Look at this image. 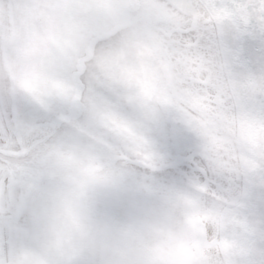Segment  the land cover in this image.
<instances>
[{
    "label": "rangeland",
    "instance_id": "1",
    "mask_svg": "<svg viewBox=\"0 0 264 264\" xmlns=\"http://www.w3.org/2000/svg\"><path fill=\"white\" fill-rule=\"evenodd\" d=\"M140 12L149 20H139L93 46L99 36L126 23L127 11L116 0H0V99L44 108L55 122L74 114L60 123L61 135L38 158L39 172L53 182L28 186L0 165V246L6 245L0 259L6 264H50L55 247L61 248L55 244L73 242L81 230L88 231L89 241L100 237L99 255L103 250L105 264H135L124 259L123 241L128 232L138 241L151 196L173 198L182 211L189 208V214L194 207L208 224H215L225 203L233 200L218 197L205 205L186 191L174 195L141 190L114 166L117 158L130 152L150 158L144 151L150 144L144 123L132 124L131 109L113 107L139 102V94L129 91L141 83L152 91L146 95L149 100L167 103L159 111L165 125L181 122L220 168L242 174L234 130L222 120L230 106L224 102L227 86L224 81L213 83L209 75V64L221 68L220 56L210 57L198 47L197 36L207 29L165 0H146ZM84 22L92 30L88 37H78L75 27ZM157 49L164 52L162 60ZM90 52L92 59L83 62ZM159 60L166 62L186 92L181 99L171 91L165 70L157 71ZM148 63L152 64L148 70L139 68ZM97 185L112 186L118 197L110 198L86 221V198ZM177 253L184 264L197 260L181 250L151 249L164 264H175ZM89 254L98 257V246ZM143 255L134 254L136 264H142ZM206 261L220 264L214 257Z\"/></svg>",
    "mask_w": 264,
    "mask_h": 264
},
{
    "label": "snow or ice",
    "instance_id": "2",
    "mask_svg": "<svg viewBox=\"0 0 264 264\" xmlns=\"http://www.w3.org/2000/svg\"><path fill=\"white\" fill-rule=\"evenodd\" d=\"M215 15L211 26L197 36L198 47L210 57L222 55L224 64H209L213 83L235 81L243 86L238 103L264 117V0H194ZM175 112V109L173 110ZM62 133L52 112L10 99H0V165L28 186L53 182L39 172V155ZM144 148L149 159L128 153L114 161L133 186L154 192L196 194L208 205L219 198L232 199L248 187V204L238 208L236 225L244 251L239 264H264V166L250 177L220 168L202 150L198 137L179 121H167L163 135ZM203 185L204 190L200 187ZM213 193L216 195L214 196ZM117 217L118 213L113 212ZM0 264L6 261L0 259ZM67 264H96L86 251Z\"/></svg>",
    "mask_w": 264,
    "mask_h": 264
},
{
    "label": "flooded vegetation",
    "instance_id": "3",
    "mask_svg": "<svg viewBox=\"0 0 264 264\" xmlns=\"http://www.w3.org/2000/svg\"><path fill=\"white\" fill-rule=\"evenodd\" d=\"M116 1L118 4L123 5L124 9L127 11V13L124 15L125 16L124 18L127 21L125 24H120L118 26L115 25L113 29L120 26L121 27L112 35H116L122 29H125L129 25H133L135 22L139 20H147V21L149 20V17H147L146 14L140 12L142 7L146 4V0H140L141 2L140 8L135 12L130 11L125 6L123 0H116ZM135 14H138V16L132 18L131 16ZM84 15L88 16L89 13L88 12L84 13ZM95 21H99L98 25L100 26L102 25L100 16H97L95 18ZM149 25L154 27L156 30H163V28L158 27L151 22H149ZM91 28L92 27L90 23L86 24L84 22L80 26L75 27V31L77 32L78 37L84 38V36L88 37V34L92 30ZM109 37H105L104 39ZM157 50L159 52V59L162 60L163 58H165L163 50L162 49H157ZM160 60L158 62L160 70L158 68V64L157 66L155 65L158 68L157 71L162 72L165 70L166 76L168 78V82L170 84V77L167 69V64L166 62ZM148 66H152V64L148 63L146 64V67L142 66L139 68H145V69L147 68L148 70L150 68ZM171 79L173 80V78ZM122 89L127 90L126 88H122ZM162 89L163 88L161 87V92ZM170 89L172 92H174L172 86H170ZM82 90H83L82 88L77 87L76 93L80 94V92L82 93ZM129 92L133 95L139 94L140 101L135 103H127V104L116 103L113 105V107L115 108V106H117L118 109L120 110H124L128 108L131 109L133 112L130 113L129 116L132 121V124L135 125V124H139L140 122L144 123V126H146L148 129V132L145 135L146 141L150 142L149 145H152L151 142L155 138L153 133L155 132L157 135L158 133L163 134L165 131L164 129L165 120L162 118V115L159 113V111H161V108L165 107L167 103L157 102L155 98L149 100L146 97V95L152 93V91L149 90L146 84L135 83V87H132V90H130ZM180 93L185 94L186 92L180 89ZM103 107L104 110L110 109V106L106 107L105 105H103ZM148 203H149V206H147L148 210L146 211L145 214L142 215V218H144L147 222L146 226L141 231V235H142L141 237L143 241L142 244L143 249H141V251L146 252L144 257V261H145L144 264H164V262H160L159 258L155 254H149L147 252L150 249L156 250L160 253L167 252V250L173 252L181 250L183 254L195 256L197 257L196 259L198 258L200 259L201 257L191 237L189 222L194 216H201L204 219V215H203L204 213L198 211V209L194 207L192 208L193 212L190 214H189L190 209L187 207L184 208V211H182L180 206H178L175 203V199L173 198L162 199L160 197L151 196V198L148 199ZM77 233H78V237L74 238L73 242L68 243L65 240L64 244H62V249H56V248L54 249L55 255L52 256L53 259L50 262V264H67L69 259H71L74 255L80 253L81 251H86L88 253L89 252L95 253L97 246H98V257H94L93 259L96 261V264H105L104 263L105 254H103L104 251L102 250V252L100 253L101 256L99 255V251H101L99 249L100 248L99 243L101 242L100 237H95L96 238L95 240L89 241L88 238H86L85 236L86 233H88V231L84 232V230H81V231H77ZM213 257H205V258L212 259ZM101 259L102 262H100ZM157 259L159 260V262L157 261Z\"/></svg>",
    "mask_w": 264,
    "mask_h": 264
},
{
    "label": "water",
    "instance_id": "4",
    "mask_svg": "<svg viewBox=\"0 0 264 264\" xmlns=\"http://www.w3.org/2000/svg\"><path fill=\"white\" fill-rule=\"evenodd\" d=\"M124 1L126 5L132 10L136 9L139 4L138 0ZM170 2L174 3V6H178L181 11L187 6L188 10L192 12V15L194 16L193 7L192 5H188L187 0H170ZM204 5L206 6V4ZM209 12L215 19V15L210 10ZM223 64L224 61L222 66ZM230 85L233 96H239L243 92V86L239 85L235 81H230ZM236 104L238 109L240 149L244 166V175L245 177H250L253 176L262 166H264V117H261L260 115L252 112L242 105H239L238 103ZM71 116L72 115L69 117ZM241 193L235 196L233 200H229L228 203H225V206L227 204H235L240 198ZM248 195L249 189L248 187H244V194L240 203L232 208L227 207L224 210L221 217V222H219V229L215 234H211V236H204L205 227L197 216L191 224L192 234L196 245L198 246L199 244H203L204 246L214 244L219 249L220 258H224L225 260V257L221 251L223 238L225 236L226 255L229 263L239 264V256L244 251V244L238 232L236 231V225L239 223L236 217V211L238 208L244 207L248 204ZM225 206H223V208ZM143 228L144 227H141L140 233H138V241L135 239L134 234L131 235V232H128L127 238H124L122 252L124 259H127L128 262H134L136 264V258H134V254H144L142 264L145 262L144 257L146 252L141 251V249H143V241L141 237V231ZM3 249L4 247L2 250ZM147 252L151 254V249ZM202 255L203 257H206V253H202ZM173 258L175 259V264H184L183 258L180 257L179 253L175 254ZM187 264H210V262L206 261V258H200L194 261H188ZM213 264H216V262Z\"/></svg>",
    "mask_w": 264,
    "mask_h": 264
},
{
    "label": "bare ground",
    "instance_id": "5",
    "mask_svg": "<svg viewBox=\"0 0 264 264\" xmlns=\"http://www.w3.org/2000/svg\"><path fill=\"white\" fill-rule=\"evenodd\" d=\"M168 2H170V0H167ZM188 5H192L193 7V13H194V18L196 20V24L199 27H204L205 29H208L211 24H212V19L210 18V16L208 15L205 6L202 3H194V0H187ZM174 6V3H171ZM176 8H178V6H174ZM179 9V8H178ZM180 10V9H179ZM182 12L187 13V14H192V12H190L187 8V6L185 7L184 10H182ZM222 63H223V59L220 57V67L222 68ZM224 83H226L227 86V93L229 91L228 88V81H224ZM226 93V97H229V94L227 95ZM121 100V99H119ZM225 115L222 118L223 123L226 126H230L233 128L234 131H236V110L234 108V104L230 103V106H227L225 109ZM228 112V116L226 115V113ZM56 125L58 124V122H55ZM148 132V129L146 127L145 133ZM199 218H201V216H198ZM204 221V219H202ZM6 222H8V220H5ZM205 222V221H204ZM205 227V231H204V236H211V234H215L218 229H219V221H217L215 224H208L205 223L204 224ZM61 248L55 247L56 249H62V245L61 244H55ZM101 246V245H99ZM102 246L100 247L101 250ZM201 252L202 253H206V257H215V259L220 263V264H226L224 258H220L219 255V249L212 244L211 246H201Z\"/></svg>",
    "mask_w": 264,
    "mask_h": 264
},
{
    "label": "clouds",
    "instance_id": "6",
    "mask_svg": "<svg viewBox=\"0 0 264 264\" xmlns=\"http://www.w3.org/2000/svg\"><path fill=\"white\" fill-rule=\"evenodd\" d=\"M118 197L110 185H97L92 189L86 198V221L90 220L93 214L101 207L109 203V199Z\"/></svg>",
    "mask_w": 264,
    "mask_h": 264
}]
</instances>
